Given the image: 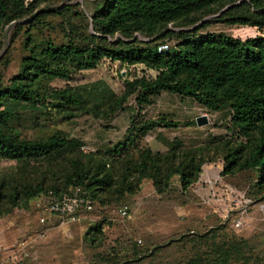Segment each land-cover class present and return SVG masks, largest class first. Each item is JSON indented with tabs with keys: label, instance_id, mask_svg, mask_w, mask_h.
<instances>
[{
	"label": "rangeland",
	"instance_id": "374dc122",
	"mask_svg": "<svg viewBox=\"0 0 264 264\" xmlns=\"http://www.w3.org/2000/svg\"><path fill=\"white\" fill-rule=\"evenodd\" d=\"M3 1L0 88L19 71L31 47L37 50L46 41L100 46L120 39L123 44L172 49L182 40L181 33H223L241 40L260 34L256 26L225 22L236 16L253 19L250 0H218L130 37L115 33L104 40L93 36L90 22L103 0H24L22 6L19 0ZM260 5L264 8V0ZM54 7L58 9L49 10ZM156 72L144 63L103 58L69 79L40 77L32 84L42 107L14 108L5 121L9 133L35 140L60 131L82 146L58 159L0 158V264H264V161L260 159V167L221 173L223 157L231 149L240 146L242 157H248L264 121L247 137L238 136L227 106L212 110L165 91L140 107L135 81ZM65 87L74 93V104L45 94ZM201 115L206 123L199 125L195 118ZM145 119L177 125L134 131L133 124ZM127 136L134 138L123 145ZM142 149L168 157L179 152V159L188 153L191 164H197L195 178L182 190L176 175L166 178L168 164L161 162L148 169L155 185L148 178L136 181L132 163ZM99 162L105 163L110 184L94 197L90 193L91 210L74 221L44 215L46 221L40 224L38 199L27 196L26 188L64 187L72 164L93 171ZM123 176L132 192L121 188Z\"/></svg>",
	"mask_w": 264,
	"mask_h": 264
},
{
	"label": "trees",
	"instance_id": "16d2710c",
	"mask_svg": "<svg viewBox=\"0 0 264 264\" xmlns=\"http://www.w3.org/2000/svg\"><path fill=\"white\" fill-rule=\"evenodd\" d=\"M33 1V0H31ZM218 0H103L90 15L93 31L98 39L115 33L130 37L135 32L147 31L156 23H167L190 12L201 9ZM261 0H250L255 13L248 18L236 16L225 22L229 24H248L256 26L260 34L241 40L223 33H204L187 36L181 33L182 40L172 49H158L156 45L123 44L120 39L111 44L92 46L52 44L29 50L21 60L19 71L14 74L6 87L0 88V158L25 161L40 157L58 159L64 154L78 150L82 144L74 137H66L60 131L35 140L18 139L7 130L5 121L16 107L42 103L31 88L40 77L69 79L71 74L94 67L103 58L110 61L119 60L127 63H144L157 70L156 74L135 81L136 102L141 107L149 104L161 91L187 96L208 109H219L227 106L230 119L238 136L247 137L249 132L264 121V8ZM23 5L24 0H19ZM5 3L0 0V28L4 16ZM232 7L230 9H234ZM54 7L50 11H56ZM48 97H56L65 103L74 104V93L67 87L61 90H49ZM101 103V96L96 99ZM111 110V108L109 109ZM177 123L164 119H145L133 124V130L140 134L156 126H176ZM132 138L127 136L123 145L129 144ZM174 147L176 143L164 141ZM243 149L237 146L223 157L222 175L240 171L264 161V131H261L257 143L252 147L248 157H242ZM179 152L162 156L159 152L147 149L139 150L137 159L132 163L136 171V181L148 178L155 185L154 173L149 168L157 167L161 162L168 164V175H176L180 187L186 190L197 172V164L192 157L184 153L179 159ZM175 158L179 161L174 163ZM200 161V160H199ZM198 161V162H199ZM71 174L65 179L64 187L31 189L27 187V196L34 198L51 193L58 196L72 186L86 192L91 203L95 192L110 184V176L99 162L93 171L80 169L75 163L71 165ZM264 169V164L261 166ZM196 171V172H195ZM119 180L123 190L132 192L126 177ZM260 179V176H259Z\"/></svg>",
	"mask_w": 264,
	"mask_h": 264
},
{
	"label": "built area",
	"instance_id": "2783aa9c",
	"mask_svg": "<svg viewBox=\"0 0 264 264\" xmlns=\"http://www.w3.org/2000/svg\"><path fill=\"white\" fill-rule=\"evenodd\" d=\"M37 199L36 207L42 213L38 216L40 224L46 221L44 215L74 221L78 219L81 212L90 211L92 208V203L86 192L76 186L69 187L58 196H53L49 192L44 196L37 197Z\"/></svg>",
	"mask_w": 264,
	"mask_h": 264
},
{
	"label": "water",
	"instance_id": "95a60500",
	"mask_svg": "<svg viewBox=\"0 0 264 264\" xmlns=\"http://www.w3.org/2000/svg\"><path fill=\"white\" fill-rule=\"evenodd\" d=\"M197 124H204L206 123V117L204 115L198 116L195 118Z\"/></svg>",
	"mask_w": 264,
	"mask_h": 264
}]
</instances>
